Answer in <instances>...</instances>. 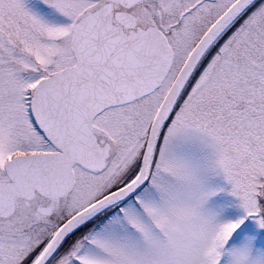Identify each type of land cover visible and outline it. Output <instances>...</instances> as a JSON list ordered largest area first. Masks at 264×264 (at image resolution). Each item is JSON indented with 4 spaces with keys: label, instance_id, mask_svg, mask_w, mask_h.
I'll return each instance as SVG.
<instances>
[{
    "label": "snow or ice",
    "instance_id": "obj_1",
    "mask_svg": "<svg viewBox=\"0 0 264 264\" xmlns=\"http://www.w3.org/2000/svg\"><path fill=\"white\" fill-rule=\"evenodd\" d=\"M0 264H264V0H0Z\"/></svg>",
    "mask_w": 264,
    "mask_h": 264
}]
</instances>
